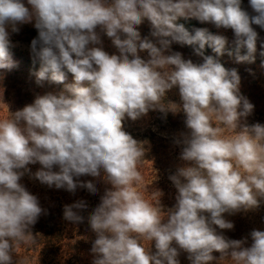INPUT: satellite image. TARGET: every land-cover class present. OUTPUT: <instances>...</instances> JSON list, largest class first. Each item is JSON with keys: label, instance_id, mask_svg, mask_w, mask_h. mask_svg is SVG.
Masks as SVG:
<instances>
[{"label": "clouds", "instance_id": "obj_1", "mask_svg": "<svg viewBox=\"0 0 264 264\" xmlns=\"http://www.w3.org/2000/svg\"><path fill=\"white\" fill-rule=\"evenodd\" d=\"M27 5L0 0V69L14 67L11 33L34 21L38 36L30 49L40 62L37 83L62 84L66 72L74 83L58 94L37 95L0 118V264H14L19 243L35 242L31 227L44 212L20 182L26 173L69 192L77 187L97 192L93 181L78 179L85 175L111 185L88 217L95 233L92 264H180L181 251L191 264L226 259L264 264V231L250 232V246L247 237L229 239L221 231L234 229L225 214L256 210L264 202V124L245 122L254 105L240 93L238 71L204 55L207 46L223 56L227 38L207 28L193 34L178 22L195 18L232 29L236 61L254 62L258 41L264 49L253 27L264 30V0H248L251 11L242 0H27ZM145 18L155 42L136 27ZM102 35L116 53L105 51ZM173 43L192 46L203 62L171 52ZM174 88L179 104L167 99ZM149 111H182L189 129L176 141L185 164L169 176L177 194L166 210L159 189L151 200L138 190L145 148L123 127L126 119ZM37 163L41 167L32 173L28 166ZM86 207L83 201L65 205L64 219L82 222L78 210Z\"/></svg>", "mask_w": 264, "mask_h": 264}, {"label": "trees", "instance_id": "obj_2", "mask_svg": "<svg viewBox=\"0 0 264 264\" xmlns=\"http://www.w3.org/2000/svg\"><path fill=\"white\" fill-rule=\"evenodd\" d=\"M243 7L248 8V0H242ZM27 5V0H24ZM30 7V6H28ZM179 23L194 34L196 28H207L202 22L195 18L187 20L181 18ZM141 37H148L155 42L151 36V24L145 18L143 22L136 26ZM259 33L261 40H264V30L253 25ZM208 29V28H207ZM213 34L216 32L208 29ZM38 36V30L34 27V21L31 24L21 26L18 33H11L10 40L22 44H26L30 48L31 40ZM102 41L105 51L110 54L116 53V49L112 45L110 38L102 35ZM227 51L223 56L217 57L211 48L204 49V55H211L217 58L227 69H236L240 76V93L246 97L250 103L254 105L252 113L247 119H253L264 123V56L261 52L260 41L257 42V51L254 54V62H237L235 59V44L227 38ZM12 59L14 67L11 70L0 69V102L8 103L13 107V112L22 109L24 106L33 103L37 95L46 93L58 94L65 90V85L74 83L71 73L66 72V80L62 84L50 82L48 80L37 83L36 73L40 68L39 60L30 51H22L11 47ZM228 51H232L233 55L229 56ZM246 49L240 50V55L246 54ZM171 52H179L184 59H191L193 63H202L203 57L195 54L192 46H181L173 43ZM170 54V53H166ZM146 58L147 53H141ZM66 71V70H65ZM169 101L179 104L180 97L178 89H172L167 93ZM185 115L181 111L173 114L168 112L166 115L159 111H149V113L135 121L126 119L123 127L136 140L143 142L145 148V156L138 170L141 173L142 181L138 186L146 199H152V191L159 189L163 195L160 202L165 210L171 208L175 204V196L177 190L169 179V176L175 174L177 168L185 164L180 159L182 151L181 145L176 151H170L172 141L171 133L184 131L187 129L185 123ZM31 172H36L41 165L39 163L29 165ZM58 171V168H54ZM80 181H93L97 187L95 194L90 193L86 188L77 187L75 192H69L65 189H56L41 184L38 180L32 178L29 174H25L21 183L33 195H35L44 212L39 217L37 223L31 227V232L35 237V242L19 243L13 253L14 264H92L94 254L91 253L92 242L95 239V233L91 230L88 223V217L94 208L100 203V198L104 194L106 188H110V184H106L102 178H94L91 176H81ZM78 201L86 203L87 207L78 210V214L83 217V221L79 223L69 222L64 219V206L72 205ZM226 218L234 224L233 230H221L229 239H244L247 237L250 246V232L256 230L253 220V214L248 212H238L234 215L225 214ZM147 248L150 242L141 241ZM154 252V242L151 245ZM219 258L218 252L213 253ZM188 254L181 251L178 259L180 264H191L187 258ZM216 264V262H212ZM219 264H233L230 259L219 262Z\"/></svg>", "mask_w": 264, "mask_h": 264}, {"label": "rangeland", "instance_id": "obj_3", "mask_svg": "<svg viewBox=\"0 0 264 264\" xmlns=\"http://www.w3.org/2000/svg\"><path fill=\"white\" fill-rule=\"evenodd\" d=\"M203 24L208 28L212 29L216 32V34L223 35L226 38H228L230 41L233 42L235 41V35L232 29H225V28H217L214 24L209 23V22H203ZM12 47L18 50L22 51H30L31 49L26 45L22 44L16 41H11ZM13 107L9 105L8 103L5 102H0V118H5L8 115V110L10 112H13ZM248 125H252L255 123H260L264 124L262 122L256 121V120H251L247 119L245 121ZM189 129H186L184 131H179V132H173L171 133L172 136V141L170 144V151L174 152L177 150V148L180 146L179 144L176 143L177 140L182 139V134H188ZM250 212L253 214V220L256 225V230H261L264 231V202L261 203L260 207L256 210H250Z\"/></svg>", "mask_w": 264, "mask_h": 264}]
</instances>
